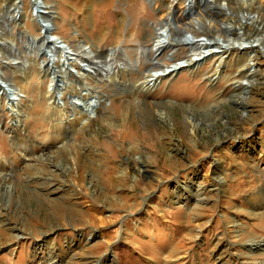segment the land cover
I'll list each match as a JSON object with an SVG mask.
<instances>
[{
  "label": "rangeland",
  "instance_id": "374dc122",
  "mask_svg": "<svg viewBox=\"0 0 264 264\" xmlns=\"http://www.w3.org/2000/svg\"><path fill=\"white\" fill-rule=\"evenodd\" d=\"M98 1L43 5L66 38L80 28L90 43L105 28L96 49L119 70L111 80L112 71L86 56L100 73L93 85L102 98L90 124L59 133L45 93L46 47L28 37L38 33L27 15L31 4L18 12L17 0H0V66L23 92L14 118L0 89V264H264V48L255 47L253 61L244 49H223L230 54L220 76L215 53L138 89L148 67L190 58V45L138 49L153 44L162 5ZM226 1L232 13L216 2V9L202 8L204 24L194 20L204 2L195 3L171 21L170 37L184 30L216 37L224 18L249 39H264V4ZM241 9L263 20L241 21ZM118 26L137 39L113 46ZM72 71L79 88L85 74Z\"/></svg>",
  "mask_w": 264,
  "mask_h": 264
},
{
  "label": "bare ground",
  "instance_id": "6f19581e",
  "mask_svg": "<svg viewBox=\"0 0 264 264\" xmlns=\"http://www.w3.org/2000/svg\"><path fill=\"white\" fill-rule=\"evenodd\" d=\"M63 1H65L66 4V2L69 0ZM91 1L96 3L98 0ZM102 1L105 3L106 7L110 8L112 2L115 0ZM102 1L99 0L98 2ZM205 1L209 0H154V4H161L163 8L162 10H164V12L158 18V21L161 24L158 27L155 26L156 34L153 38V42H151L153 44L150 46H145V48L141 45V47H138V49L150 50L151 48V50H154V52H159L168 45L176 47L177 43H185L190 45L189 51L191 57L183 59L181 61H176L172 65H166L162 68L155 70H153L154 68H152V66L148 67L149 73L145 74V77L143 79L141 77L138 78V80H141L140 83L136 86L138 89H150L154 87L156 83L162 79V77L168 74L173 75L179 73L184 66H189L191 68L197 67L203 61V58L215 55V53L217 55L221 53L220 51H222L223 49H228L229 52H231L230 49H234V47H239L240 49H244L242 53H246L250 56L249 61L255 60V51H257L255 47L258 45L264 48V39H249L245 30L241 26H238L234 22H232L231 19L223 18L221 20V23L224 27L218 28V34L216 37H210L208 35H202L200 37H197L191 30H184L181 34L175 36L174 38L170 37L171 21L175 17L180 18L182 14H184V11L188 9H194L193 5L195 3L204 2L205 4ZM242 1L244 4L249 3V1L247 0ZM254 1L255 0H253V2ZM216 2H218L222 7H225L228 13H232L229 4L226 0H214V2H211L210 5H204L200 3V10L198 12L195 11L197 15H195L196 17L194 20L197 21L198 24H204L205 22L203 20V16L205 14L202 12V8L208 9V6H210V8L216 9ZM28 3L31 4V12H27V15L29 16V20L31 21V23L37 26L38 29L37 34L30 33L28 34V37L29 39L31 38V40H33V42L35 43L38 42V38L40 37L43 42L41 45L46 47V55L48 56V60L44 59L42 61V66L45 67L47 65L48 68L46 70H48L49 75H51L48 83V88L45 90V93L47 99L49 100L48 112L53 117V123H55L53 128L57 129L60 133L62 128H64L63 126L66 125L68 129H74L76 131L78 130V126L84 127L87 124H90V110L93 109V106L98 104V102H100L102 98L101 92L99 90L94 89L93 85L94 81L96 80V77L99 76L100 73L92 71L93 63L95 62L87 59L86 56L96 59L102 66L105 65L106 68L102 69H105L106 71H112L113 73L109 76L111 80H116V77L119 74V70H115L114 58H110L108 61H104L101 57V52L96 49V47L102 42H104V40L106 39L105 36L107 35V31L102 26L100 28L98 27L97 30H94V33L92 31L94 35L93 39L90 38L88 35V37L91 39L90 43L86 40L80 28L70 38H66L56 32V24L54 18L45 14V11L43 9V5L46 3L45 0H17V11L20 12V8L22 5L24 6V4L29 6ZM254 3H258L259 6H263L264 1L256 0V2ZM239 12L241 13L239 15L241 21H250L252 24L258 19L263 20V15H261L259 12L242 11V9ZM91 15L88 12L85 13L86 19L89 18ZM13 18L18 19V16H13ZM212 19H215V16L209 18L208 22L210 23V26H216L215 24H213L214 22L212 23ZM233 29L238 32V35H232L231 31ZM117 30L118 31H116V34L111 36V44L113 46L122 47V42L126 37H129L133 41L137 39L135 38V33L127 34V36L124 37L123 34L120 32V26L117 27ZM223 32H227V36H224L222 34ZM42 33L45 34L43 37ZM30 44L32 43L30 42ZM116 47H112V54L117 51ZM247 47L254 49H252L251 51L248 50L250 51L248 52L245 49ZM125 48L123 47L124 51ZM34 49L36 53L40 50L42 51V48H39V46H34ZM229 54L230 53L225 54V51L221 53V56L217 63V68L220 69L219 76L221 75V68L223 67V64L225 65L228 63ZM125 55L131 58L129 53H127L126 51ZM72 70H75L77 73L85 74V77L80 81L79 88L73 87L74 85L70 77L74 75ZM2 71L3 68L0 66V89H3V92L6 93L9 99V103L11 105L10 111L12 112V115L14 116V118H19L20 113H22L23 109L22 87H17L15 86V84H13V82H10L6 78H4ZM68 81V87H60V84H65ZM70 104L72 105V108L70 107ZM59 124L61 127L59 126ZM17 142H19V140Z\"/></svg>",
  "mask_w": 264,
  "mask_h": 264
},
{
  "label": "water",
  "instance_id": "95a60500",
  "mask_svg": "<svg viewBox=\"0 0 264 264\" xmlns=\"http://www.w3.org/2000/svg\"><path fill=\"white\" fill-rule=\"evenodd\" d=\"M244 46H247V45H244ZM244 46H241V47H244ZM244 54H246V53H244ZM255 68H256V66L255 65H252V67H251V70L253 71V70H255ZM245 84L247 83V81L246 82H244Z\"/></svg>",
  "mask_w": 264,
  "mask_h": 264
}]
</instances>
